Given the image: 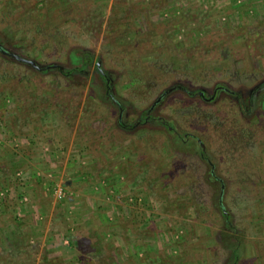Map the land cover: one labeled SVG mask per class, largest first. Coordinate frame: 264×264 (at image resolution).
Wrapping results in <instances>:
<instances>
[{
    "label": "rangeland",
    "instance_id": "374dc122",
    "mask_svg": "<svg viewBox=\"0 0 264 264\" xmlns=\"http://www.w3.org/2000/svg\"><path fill=\"white\" fill-rule=\"evenodd\" d=\"M0 44V264H264V0H0Z\"/></svg>",
    "mask_w": 264,
    "mask_h": 264
},
{
    "label": "trees",
    "instance_id": "16d2710c",
    "mask_svg": "<svg viewBox=\"0 0 264 264\" xmlns=\"http://www.w3.org/2000/svg\"><path fill=\"white\" fill-rule=\"evenodd\" d=\"M4 47V46H3ZM3 47H2V49H3ZM1 48H0V52L1 51H6L5 50V47H4V49L2 50ZM84 60V62H82V68L84 69V68H86V67H88V65L92 62V57H90L89 55H86V57L83 59ZM98 67V66H97ZM45 70H47V67L45 68ZM78 70V69H77ZM100 74H102L101 76H102V78H103V82L107 85V82L109 81V79H108V77L106 76V74L104 73V71L102 70V73H100ZM227 92L228 93H231V94H234V92L232 91V90H230V89H227ZM202 94H203V92H201ZM143 116H145V117H149V112H143V114H142V116H141V120L142 121H145L144 120V118H143ZM165 126H167V125H169V127H167L169 130H173V127L170 125V123L169 122H167L166 124H164ZM171 127V128H170ZM198 142V149H199V151H200V153H201V155H205V153H204V149H205V145L200 141V140H198L197 141ZM221 212H222V214H223V216H225V217H228V213L223 209V208H221ZM236 251H237V248L235 249Z\"/></svg>",
    "mask_w": 264,
    "mask_h": 264
},
{
    "label": "flooded vegetation",
    "instance_id": "af4514ba",
    "mask_svg": "<svg viewBox=\"0 0 264 264\" xmlns=\"http://www.w3.org/2000/svg\"><path fill=\"white\" fill-rule=\"evenodd\" d=\"M2 47H3V45L2 44H0V48L2 49ZM3 49H4V47H3ZM2 49V50H3ZM82 66V64L79 66V67H75L74 69L75 70H77V71H80V70H83V68L81 67ZM99 70H100V68L99 67H97ZM69 72V73H68ZM100 73H102V71L100 70L99 71ZM71 73V71L69 70V71H67V74H70ZM102 75V74H101ZM109 85H110V81H108L107 82V87H109ZM227 89L228 88H225L224 86H217V88L215 89V91H214V93H213V95H212V97H214L215 96V94L219 91V90H224L225 92L227 91ZM199 94H200V96L203 98V99H212V97H208V98H206V94L205 93H201V92H199ZM149 118H150V116L149 117H146V120L145 121H148L149 120Z\"/></svg>",
    "mask_w": 264,
    "mask_h": 264
},
{
    "label": "water",
    "instance_id": "95a60500",
    "mask_svg": "<svg viewBox=\"0 0 264 264\" xmlns=\"http://www.w3.org/2000/svg\"><path fill=\"white\" fill-rule=\"evenodd\" d=\"M4 52L7 53L6 51H4ZM14 57L20 62L28 63V64H30L32 66H35V62H33V61L27 60V59L22 58L20 56H14Z\"/></svg>",
    "mask_w": 264,
    "mask_h": 264
}]
</instances>
